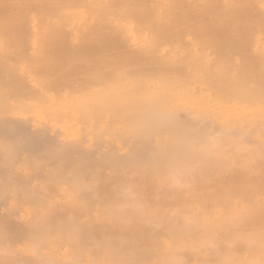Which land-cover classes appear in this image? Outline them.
<instances>
[{
  "label": "bare ground",
  "instance_id": "1",
  "mask_svg": "<svg viewBox=\"0 0 264 264\" xmlns=\"http://www.w3.org/2000/svg\"><path fill=\"white\" fill-rule=\"evenodd\" d=\"M0 264H264V0H0Z\"/></svg>",
  "mask_w": 264,
  "mask_h": 264
},
{
  "label": "clouds",
  "instance_id": "2",
  "mask_svg": "<svg viewBox=\"0 0 264 264\" xmlns=\"http://www.w3.org/2000/svg\"><path fill=\"white\" fill-rule=\"evenodd\" d=\"M232 146L234 145L228 143L227 134L223 131L196 132L182 143L185 152L209 159L222 156ZM184 166L183 162H179L170 169L169 176L174 185H179ZM25 250L38 261H43L47 255L39 237L30 241Z\"/></svg>",
  "mask_w": 264,
  "mask_h": 264
}]
</instances>
